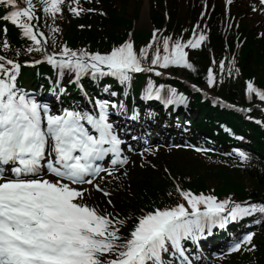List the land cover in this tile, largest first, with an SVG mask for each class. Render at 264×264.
<instances>
[{
	"label": "snow or ice",
	"instance_id": "snow-or-ice-1",
	"mask_svg": "<svg viewBox=\"0 0 264 264\" xmlns=\"http://www.w3.org/2000/svg\"><path fill=\"white\" fill-rule=\"evenodd\" d=\"M75 2L79 5V0ZM39 3L46 15L55 18L62 12L64 0H39ZM232 3L233 0H227L228 5ZM260 3L264 4V0ZM23 5L20 0H0V6L7 8L0 18L21 28L23 36L34 42L27 52H44L46 62L58 70L59 77L70 71L77 84L82 77L90 75L97 80L111 76L122 85L131 86L135 73L164 76L166 73L160 69L171 66L196 71L186 49H199L208 40L204 31L197 32L200 27L197 24L193 37L187 41L174 40L171 36L158 39L159 29H155L152 41L139 53L131 39L104 54L75 51L67 46L59 52H50L46 38L44 42L40 39L45 34L32 23L39 20L36 5L33 0H23ZM71 11L79 15L84 9L74 7ZM7 30L5 26V34ZM3 47H10L7 40ZM21 66L14 59L0 56V264H168L165 253L179 258L173 264H192L186 255L185 241L197 242L206 230L216 225L224 227L229 221L257 213L264 215V203L219 200L177 185L187 206L177 203L147 212L138 217L128 237L122 236L121 228L127 218L101 214L86 202V195L91 192L82 186L90 185L111 196L98 181L113 176L119 168L104 167L103 162L107 158L113 166L128 164L129 157L122 147L125 141L110 119V109L122 111L124 104L88 97L91 110L70 105L53 112L48 104L41 103L18 85ZM220 67L223 71V62ZM228 71L231 75L232 69ZM215 83L216 77L209 69L207 84ZM104 91L110 92V86ZM253 93L264 101V90L250 80L249 98ZM110 94L118 95L114 91ZM143 98L162 101L165 105H187L184 94L174 88L166 89L163 84L157 86L151 79ZM235 151L243 162L252 160L249 153ZM102 173L106 176L102 177ZM254 235L250 232L235 240L229 252L239 251L245 245L251 246L248 251L254 250Z\"/></svg>",
	"mask_w": 264,
	"mask_h": 264
},
{
	"label": "rangeland",
	"instance_id": "rangeland-1",
	"mask_svg": "<svg viewBox=\"0 0 264 264\" xmlns=\"http://www.w3.org/2000/svg\"><path fill=\"white\" fill-rule=\"evenodd\" d=\"M170 2H171V0H167V3H166L167 7H169ZM181 2H182L181 9L184 12L185 11L184 9H185V5H186V1L185 0H181ZM142 5L143 6H142L141 14L139 16V19L137 20L138 29H150V25H149L150 23L148 21L149 17L147 18V20H145L144 23L142 22V19L146 15L147 0H143ZM134 6H135L134 1L131 0V2L129 3V10H128L130 15H132L133 12H134ZM164 9H165V4H164ZM142 11H143V14H142ZM239 11H240V13H239ZM233 12L236 15H239V18H241L242 20H244L246 22H249L253 26L257 25L256 22L260 19V17L258 15L261 14L260 11L257 12V13H254V11L252 9H249V6L245 2H241V4H239V2H237L235 7H234ZM244 12H245L246 16H245Z\"/></svg>",
	"mask_w": 264,
	"mask_h": 264
},
{
	"label": "trees",
	"instance_id": "trees-1",
	"mask_svg": "<svg viewBox=\"0 0 264 264\" xmlns=\"http://www.w3.org/2000/svg\"><path fill=\"white\" fill-rule=\"evenodd\" d=\"M112 14H114V13H112ZM116 15V14H115ZM119 21H122V19H120ZM118 21V22H119ZM114 23V22H113ZM114 25H115V23H114ZM141 37H143V36H141ZM245 48H246V46H245ZM244 48V49H245ZM254 52V50H253V48H251V50H249V52L246 54V55H244V57H245V62H246V65H247V67H246V70L248 71V72H251L252 70H253V66H259L260 64H263V63H259V62H261L262 61V57L258 54V53H255V55H254V59H253V55H252V53ZM254 60L256 63H254L253 65H251V60ZM243 62V61H242ZM263 169H264V161H263ZM263 176H264V174H263Z\"/></svg>",
	"mask_w": 264,
	"mask_h": 264
},
{
	"label": "bare ground",
	"instance_id": "bare-ground-1",
	"mask_svg": "<svg viewBox=\"0 0 264 264\" xmlns=\"http://www.w3.org/2000/svg\"><path fill=\"white\" fill-rule=\"evenodd\" d=\"M142 22H143V23L145 22V19H144V18L142 19Z\"/></svg>",
	"mask_w": 264,
	"mask_h": 264
}]
</instances>
